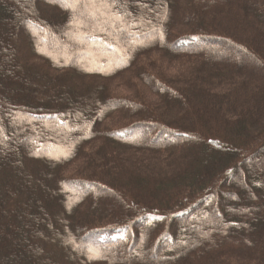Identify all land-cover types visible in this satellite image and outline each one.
<instances>
[{"label":"trees","instance_id":"16d2710c","mask_svg":"<svg viewBox=\"0 0 264 264\" xmlns=\"http://www.w3.org/2000/svg\"><path fill=\"white\" fill-rule=\"evenodd\" d=\"M125 1L132 16L117 0L92 5L100 4V18L117 9L122 31L133 19L136 41L115 33L114 22L87 19L72 0H0V24L11 28L5 38L14 70L3 68L7 59L0 49V106L11 117L1 128L15 126L17 134L33 139L32 146L18 147L0 135V264H264V64L256 62L257 50L264 53V0H167L163 15ZM12 3L20 5L19 26ZM221 7L225 11H217ZM26 22L34 30L44 27L43 36L23 35ZM46 26L97 41L114 60L91 49L77 62L86 48L76 42L55 51L37 44L46 43ZM149 33L157 34L142 39ZM21 34L28 40L19 47ZM215 40L221 51L198 47ZM155 51L176 62V70L171 76L144 72L158 98L144 108L127 98L112 104L102 84L72 91L77 82L45 75L32 58L33 52L83 79H108ZM112 110L121 121L135 110L146 117L106 131L100 125ZM27 116L63 125L84 118L90 126L79 123L68 133L46 128V121L17 124V117ZM147 132L150 138H131ZM191 136L194 142L181 141ZM96 137L101 149L89 157L90 166L62 173ZM235 177L231 189L223 187ZM91 185L98 190L82 194ZM12 232L30 245L18 257L6 248ZM151 255L161 260L154 263Z\"/></svg>","mask_w":264,"mask_h":264},{"label":"rangeland","instance_id":"374dc122","mask_svg":"<svg viewBox=\"0 0 264 264\" xmlns=\"http://www.w3.org/2000/svg\"><path fill=\"white\" fill-rule=\"evenodd\" d=\"M47 1V0H46ZM50 2L52 0H49ZM118 1V7L120 9L122 8H128V13L130 16H132V12L129 8V5L126 3L125 0H117ZM73 4H74V9L76 11H80V14L86 16L87 19H90L94 22H96L97 24H103V25H108V24H112L114 22V24L116 23V25H114V32L117 34L126 32L127 35H129V37L133 40L136 41L138 38L136 37V35L134 33L131 32L130 34V28L134 27L136 25L133 24V19L129 22L130 23V27H128L127 30L122 31L120 30V16L118 15V10H112V11H108L107 14H105L104 18H100V16H98V13L100 11V4H93L94 0H72ZM86 2V3H85ZM54 3V2H52ZM135 5H138L139 7H144V6H149L151 8H154L156 11H160L161 15L164 14L163 10L164 8L168 5V1L167 0H152V1H148L145 2V0H136L134 2ZM12 8V12H13V23L16 26H19L20 22L19 21L21 19V16H19L20 14V9H19V4L17 3H13L11 4ZM84 5V6H83ZM73 9V7L71 8ZM55 10V9H54ZM225 11L224 9L218 8L217 11ZM221 11V12H222ZM106 12V11H105ZM58 14H62V11H58ZM95 23V24H96ZM9 25V24H8ZM7 23L4 24H0V49L3 51V55L6 57L7 62L4 65L3 63V68H5V70L7 71H13L12 69V55L10 53L13 54V48L12 45H8L7 44V40L5 38V34L7 31H9L11 28L10 26H8ZM24 26H21L23 30V35H26L28 33H36L37 34L34 36H43L44 34V27L43 28H37V30L35 31L28 22L23 24ZM14 26V27H15ZM12 27V26H11ZM46 28L48 29V34L47 38H46V43L44 41H38L37 44L40 45H45L48 47V49H53L58 50L61 49V44L64 46L66 43V47L70 48V42H76L80 45V47L82 48L83 46H85L86 48V53L82 54V55H77L76 57H74V60L77 62H80V58H82V56L86 55V56H90V51L91 49L97 50L99 52H104V54L108 55V57H110L111 59L114 60V57L111 55V53L107 50H105V48H103L97 41H90L88 38L84 37L83 39H77L73 36H70V34H63L60 31H56L55 29H49L47 26ZM13 29V28H12ZM157 33H149L148 35H144L142 37V39L144 40H151ZM22 34L19 35V42H18V46L20 47L22 45L23 41H26V39L28 37H24ZM25 39V40H24ZM28 40V39H27ZM48 40V41H47ZM68 40V43L66 42ZM62 42V43H61ZM45 43V44H43ZM173 42L170 41V45ZM60 47V48H59ZM198 47L201 49L207 48V47H212L214 49L218 51L222 50V45L221 43H219L217 40L215 41H202L200 43H198ZM229 48L228 51L230 52H234V49L232 46L227 47ZM248 52H250V49L247 48L246 49ZM245 51V50H244ZM256 52H254L255 54ZM257 53L260 54L259 56H257V63L260 64L258 66H261L264 64V53L260 50H257ZM32 58L34 59V62H36L39 67H41V69L43 70L44 74H48V76H50L51 78H57V81H67L66 78L70 77V82H77L76 85H74L73 83V87H72V91H81V90H89L92 89L93 87H95V85L93 84H102L105 87L104 92L109 95L111 97V103L115 104V103H121V102H125L123 100H125L126 98L129 99V101H132L134 103L137 104H142V107L144 108V106L146 107L147 105H150L152 103H155L156 100L158 99L156 97L155 94H153L152 90L150 91L147 87L148 85L146 84V82L144 81V72L145 73H150V74H156L159 73L161 75H168L171 76L174 73V70H176L175 66H176V62L173 61H166L163 58H158L157 54L158 51L155 52H146L145 54H141L135 61L134 63L127 67L125 70H123L122 72H120L119 74H117L116 76L112 77V78H108V79H103V77H97V76H87L86 79L81 78L80 76L76 75L74 73L73 70H69L66 68H55L54 66H52L50 63H48V61H46L44 58L38 57V56H34V53L32 52ZM34 56V57H33ZM32 60V59H31ZM116 60V59H115ZM2 62V61H1ZM81 62L84 63V60H82ZM7 71V72H8ZM12 75V74H10ZM91 78L92 80L90 82H87V79ZM11 80H13V78L11 77ZM94 81V82H93ZM28 87V85H27ZM6 95V94H5ZM12 95H14L12 92L9 95V98H12ZM28 95V94H27ZM29 96V95H28ZM8 97V96H7ZM24 99V97H23ZM123 99V100H122ZM25 100V99H24ZM14 104V103H12ZM24 104V103H21ZM122 104V103H121ZM32 110V112H36V113H41L42 111L45 110H40L39 108H32L30 109ZM41 111V112H40ZM113 111V110H112ZM124 114L128 115V111L126 112L125 110ZM113 115H111L109 118L105 119L102 121L100 127L103 128L106 131H110L112 129L117 128V126L122 127L125 126L126 124L130 123V121L133 120H138L139 118H144L143 116L146 117V115L144 114V112L139 111V110H135L132 113V116L128 117L129 119H125L123 121L120 120V117L117 116L116 112L113 111ZM134 114V115H133ZM10 115L9 113H5L3 108L0 106V135L5 138V140L9 143V145H17L19 147V145H21L22 142H24L27 145H33V139H25L24 138V134L20 133L17 134L15 132V126H13L12 131L6 132L3 131L1 126L4 125L5 123L8 122V120L10 119ZM19 119V120H18ZM21 119V120H20ZM17 124H22V123H27V125L29 126H35L38 125L40 123V121H46V123L44 124L46 128L49 129H55V130H63L65 132L68 133H72L74 128L72 126H76V124H81L82 127H84L83 129L86 130V128H89V122L85 121L84 118H73V121L70 124H59L56 119L55 121L51 118H36L34 116H27V117H17L16 119ZM122 123V124H121ZM120 124V125H118ZM16 125V124H15ZM37 127V126H36ZM151 134L150 133H145V134H135L134 136H132V139H137V140H144L146 138H150ZM162 138V136L160 137ZM96 140L90 141L88 142L87 145H85L82 149V152L79 153L78 158H76L73 162L69 163L62 171V173H64L65 175H71L73 173H78L81 171H84L86 168H88V166H90V164L92 163L91 161H89L95 156H97V154H99V151L101 149L100 147V141L98 140V137L95 138ZM181 141L184 142H194L195 141V137L191 136L189 138L187 137H182ZM35 150H37V147ZM19 149V148H18ZM45 151V150H44ZM58 151L57 148H50V149H46L45 154H54V152ZM42 152V151H40ZM214 157V155L210 156ZM237 181L236 177L233 178L232 180L226 182L224 184V188L226 189H231L230 185L235 184ZM98 188L95 185H91L90 187H88V191L86 192H78V193H82V194H93L95 193L94 191H97ZM107 192V190H104ZM105 193V192H102ZM108 194V193H107ZM226 201L228 202H234V199L229 197L226 199ZM113 214L115 213V215H118L120 212L119 211H109L108 213L105 214ZM2 230L0 229V232ZM27 233L31 232L27 231ZM12 238L9 241L10 246H6L8 252H10L12 255L18 257L17 254H19L21 252V249H25V247H29V244H20L19 241V235L17 232H12ZM199 242H202V239H198ZM8 243V242H7ZM28 245V246H26ZM28 249V248H26ZM142 252V250H141ZM16 259V258H15ZM160 259V256L158 255H151V260L152 262L156 263L157 260ZM161 260V259H160ZM13 262V261H12ZM31 264H35V260H32L30 262ZM11 264V263H10Z\"/></svg>","mask_w":264,"mask_h":264}]
</instances>
